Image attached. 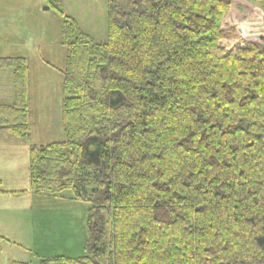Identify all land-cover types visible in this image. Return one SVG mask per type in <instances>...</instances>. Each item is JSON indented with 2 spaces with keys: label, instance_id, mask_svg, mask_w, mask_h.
I'll list each match as a JSON object with an SVG mask.
<instances>
[{
  "label": "trees",
  "instance_id": "obj_1",
  "mask_svg": "<svg viewBox=\"0 0 264 264\" xmlns=\"http://www.w3.org/2000/svg\"><path fill=\"white\" fill-rule=\"evenodd\" d=\"M46 1L66 138L30 144L29 191L89 208L86 253L43 263L264 264V44L224 30L239 0H108L104 41ZM0 70L14 89L0 132L30 141L29 62Z\"/></svg>",
  "mask_w": 264,
  "mask_h": 264
},
{
  "label": "rangeland",
  "instance_id": "obj_2",
  "mask_svg": "<svg viewBox=\"0 0 264 264\" xmlns=\"http://www.w3.org/2000/svg\"><path fill=\"white\" fill-rule=\"evenodd\" d=\"M107 4L108 0H63L65 13L98 41L107 36ZM61 20L46 0H0V56L26 57L30 65L32 133L30 141L24 140L29 150L31 143L66 138L62 70L67 51ZM223 28L243 40L264 44V11L247 1H236ZM235 35L223 41L227 48L237 43ZM20 141L0 132V178L5 189L14 182L18 188L23 183L24 188L30 187L29 150L17 144ZM25 197L0 194V264H45L43 260L48 258H77L86 253L87 204L53 196Z\"/></svg>",
  "mask_w": 264,
  "mask_h": 264
},
{
  "label": "crops",
  "instance_id": "obj_3",
  "mask_svg": "<svg viewBox=\"0 0 264 264\" xmlns=\"http://www.w3.org/2000/svg\"><path fill=\"white\" fill-rule=\"evenodd\" d=\"M13 91H14V89H13L12 72L10 70H0V103H11L13 100V93H14ZM25 142H24V140H22V141L18 142L17 144H21V147L23 149H25L26 151H28L29 149H28V146L26 145ZM6 174H8V173H6ZM0 181H1V184L3 187L4 184H3V181L1 180V178H0ZM18 187L19 186H17V184L14 182L13 186L11 188L5 189L3 187V190H5V191H23L24 190V191H28L25 194H23L24 196H27L25 198H36L35 197L36 194L29 191L30 187L24 188V187H26L24 183H23L22 188H18ZM0 194L15 196V195H10L7 193H2V192H0ZM28 200H30V199H26L25 202H27ZM32 203H33V201H32ZM36 204L37 203H34V204H31L30 206L33 208V206Z\"/></svg>",
  "mask_w": 264,
  "mask_h": 264
}]
</instances>
